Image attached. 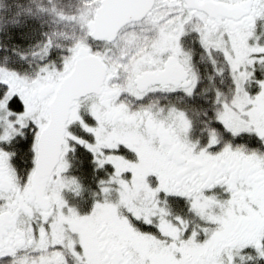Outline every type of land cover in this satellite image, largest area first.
<instances>
[{
    "label": "snow or ice",
    "instance_id": "obj_1",
    "mask_svg": "<svg viewBox=\"0 0 264 264\" xmlns=\"http://www.w3.org/2000/svg\"><path fill=\"white\" fill-rule=\"evenodd\" d=\"M0 264H264V0H0Z\"/></svg>",
    "mask_w": 264,
    "mask_h": 264
}]
</instances>
